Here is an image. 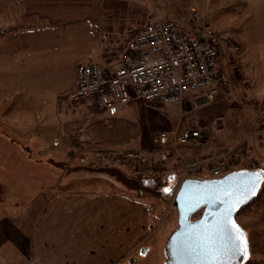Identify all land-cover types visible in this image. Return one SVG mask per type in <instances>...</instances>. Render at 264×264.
<instances>
[{"label":"crops","instance_id":"0c3cea01","mask_svg":"<svg viewBox=\"0 0 264 264\" xmlns=\"http://www.w3.org/2000/svg\"><path fill=\"white\" fill-rule=\"evenodd\" d=\"M106 6L107 0H0V28L17 25L0 38V142L30 165L21 174L39 173L42 180L0 181V264H141L150 253L146 229L155 219L140 196L126 195L124 185L110 193L107 184L94 189L67 177L91 172L73 149L94 142L85 132L89 123L111 118L92 99L80 106L68 99L79 68L87 58L116 63L132 36L124 40L125 29L107 33ZM80 25L85 42L69 40V26H79L78 33ZM74 57L81 64L71 68ZM76 109L84 116L70 129ZM261 211L256 258H264V196Z\"/></svg>","mask_w":264,"mask_h":264},{"label":"rangeland","instance_id":"374dc122","mask_svg":"<svg viewBox=\"0 0 264 264\" xmlns=\"http://www.w3.org/2000/svg\"><path fill=\"white\" fill-rule=\"evenodd\" d=\"M106 7L109 10L105 18L109 29L107 33L116 35L120 34L118 30H128L124 40L150 19L172 17L187 27L188 22L196 18L198 24L223 28L239 45L236 61L230 68L228 83L219 88L210 101L176 104L148 103L137 99L131 101L127 107L114 106L104 110V116L126 117L135 122L139 127L138 137L131 139L129 143L101 145L90 142L75 147L76 150L73 149L74 153L77 151L80 163L96 167L97 170L84 172V175H79L78 178L76 175L80 173L69 174L67 177H72V182L90 184L94 189L107 184L110 193L120 191V187L124 185L132 189L125 191L126 195L140 196L141 202L148 205L147 211L155 219L146 229V233L151 235L147 241L151 250L145 258L140 257L139 263L164 264V243L177 225L174 194L183 178L197 177V173L206 177L214 176V167L221 169L220 174L239 168H264V0H107ZM76 28L79 26H69V40L85 42L81 25L78 33H74ZM94 37H97V32ZM77 50L81 48H76ZM76 61L75 57L70 61L71 68ZM79 64L81 61H77L76 66ZM69 70L71 72L65 79L66 84L73 74V69ZM75 103L80 106V102ZM80 108L86 109V106L81 105ZM83 114L80 109H76L77 119L73 126L70 123V129L79 128ZM185 127L201 129L204 140L187 145L158 147L152 143V135L161 129ZM107 136H111L109 131ZM120 137H124L123 132ZM7 147L0 142V163L6 166L4 169V166L0 165V181L12 184L19 183V180H27L29 183L41 182L42 180L36 179L39 175L36 170L34 171L37 177L33 176L34 173L21 174V167L27 171L31 169L30 165L26 166L24 161L16 159L17 151L9 145ZM79 147L87 150H116L120 147L144 149L150 153V160L153 161L151 166L155 171L145 177L148 179H143L144 177L135 173V168L125 165L122 161L118 166L108 162L84 163L79 158L82 150L78 149ZM196 160L199 161V167L192 165V161ZM100 165H106V168L97 167ZM167 174L171 177L163 183L160 180L161 175L166 179ZM161 184L168 190L167 194L161 193ZM32 187H36V184ZM263 196L264 183L259 197L253 198V201L236 214L237 221L248 236L250 260L258 255L254 245L260 228L258 219L262 213L258 201L263 199ZM199 212L193 214L192 218H196Z\"/></svg>","mask_w":264,"mask_h":264},{"label":"built area","instance_id":"2783aa9c","mask_svg":"<svg viewBox=\"0 0 264 264\" xmlns=\"http://www.w3.org/2000/svg\"><path fill=\"white\" fill-rule=\"evenodd\" d=\"M238 50L239 45L224 29L196 23L185 27L173 18L151 19L127 40L116 63L104 66L95 59H85L68 99H92L101 110L127 107L137 99L148 103L208 102L228 83ZM201 141V130L191 127L161 129L152 135L157 147ZM80 151L84 163L118 166L122 161L143 179L155 171L150 153L141 149ZM198 162L192 161V165L199 167ZM220 172L219 167L212 169L214 176ZM202 177L197 173V178Z\"/></svg>","mask_w":264,"mask_h":264},{"label":"water","instance_id":"95a60500","mask_svg":"<svg viewBox=\"0 0 264 264\" xmlns=\"http://www.w3.org/2000/svg\"><path fill=\"white\" fill-rule=\"evenodd\" d=\"M263 180L259 168L234 169L213 178L185 177L174 194L177 225L164 243V264H242L248 258L249 243L236 214L258 194ZM197 211L198 216L192 218ZM229 235H242L246 254L217 252Z\"/></svg>","mask_w":264,"mask_h":264},{"label":"trees","instance_id":"16d2710c","mask_svg":"<svg viewBox=\"0 0 264 264\" xmlns=\"http://www.w3.org/2000/svg\"><path fill=\"white\" fill-rule=\"evenodd\" d=\"M32 26V25H29ZM17 27L13 26V25H9L6 27H3L2 29H0V38L8 31H12L13 29H15ZM190 103L191 101L186 99L183 103ZM109 131V134L111 136H107V132ZM85 132L87 134H89V136H91L94 140V142L96 144H100L101 145H106V144H114V143H129V141L131 139H136L139 135V127L137 126V124L135 122H132L131 120H128L126 118H115V117H111L108 118L107 120H95L92 121L91 123L88 124V126L86 127ZM124 134V137H120V134ZM79 165H84L83 168H86L88 170H91V172H95L96 167H91V165H87V164H82L79 163ZM95 166V165H93ZM110 166V165H109ZM97 167H102V168H106V165H100ZM260 169L263 170L264 172V168L260 167ZM114 170V169H112ZM116 172V171H114ZM172 176H175V174H171ZM122 177V176H121ZM171 176L169 174L165 175L164 179V175H161L160 180L164 183V181L168 180ZM155 180V179H154ZM157 180V179H156ZM153 180H150V182ZM159 181V180H158ZM162 183V184H163ZM264 183V181H263ZM262 183V185H263ZM161 184V193L162 194H167L168 190L166 188H164V185ZM261 185V186H262ZM129 188V187H127ZM129 190H132L131 188ZM260 192V191H259ZM2 193V188L0 186V194ZM259 197V193L254 197V199H257ZM254 199L248 201L247 203H245L240 209L239 211L243 210L251 201H253ZM258 204H260L259 207H263V199L260 198V201H258ZM243 264H264V259L263 258H252L250 259H246Z\"/></svg>","mask_w":264,"mask_h":264},{"label":"snow or ice","instance_id":"6c2138e0","mask_svg":"<svg viewBox=\"0 0 264 264\" xmlns=\"http://www.w3.org/2000/svg\"><path fill=\"white\" fill-rule=\"evenodd\" d=\"M249 194H251V191L249 192ZM228 211H231V209H228ZM237 232H239L238 229H237ZM236 240H239L240 243H236L235 242ZM217 252L218 253L230 252L233 256H236L242 253L246 254V242L243 241L242 235H238L237 237H231V235H229L228 240L224 243V245L221 248L217 249ZM212 259L213 260L217 259V256L215 255L212 256Z\"/></svg>","mask_w":264,"mask_h":264}]
</instances>
